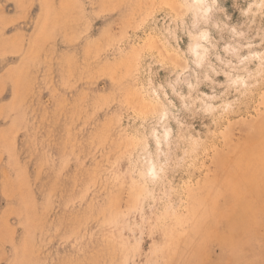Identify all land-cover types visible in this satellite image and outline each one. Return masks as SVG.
<instances>
[{
  "label": "rangeland",
  "instance_id": "obj_1",
  "mask_svg": "<svg viewBox=\"0 0 264 264\" xmlns=\"http://www.w3.org/2000/svg\"><path fill=\"white\" fill-rule=\"evenodd\" d=\"M166 2L0 0V264H249L263 248L264 222L252 247L246 222L232 224L263 199L261 176L229 160L264 116V65H240L218 46L225 63L188 73L200 82L193 106L173 97L160 119L138 69L174 79L173 55L145 23ZM222 6L241 22L232 0ZM245 40L264 52V34ZM236 76L248 87L232 86ZM213 94L205 104L217 111L205 114L199 100Z\"/></svg>",
  "mask_w": 264,
  "mask_h": 264
},
{
  "label": "clouds",
  "instance_id": "obj_2",
  "mask_svg": "<svg viewBox=\"0 0 264 264\" xmlns=\"http://www.w3.org/2000/svg\"><path fill=\"white\" fill-rule=\"evenodd\" d=\"M232 7L242 18L239 24L229 23L231 16L222 6V0H167L163 5L167 11L159 20L157 13L153 12L145 21L146 24L155 22L161 46L173 55L174 79L170 82H155L151 75L152 65L138 69V73L142 71L145 77L142 91L145 96H151L155 105L161 108L160 119L166 118L167 108L174 104L173 97L179 99L181 106L186 110L193 106L185 102L191 99L200 82H191L188 73L192 72L193 67L197 70L205 66L211 69V58L225 63L219 54L218 46L219 49L222 48L225 56L234 58L240 65L249 60L264 65V52L251 51L252 42L245 40L246 36L253 33L257 39L264 34V0H232ZM250 29L252 33L249 32ZM225 36L231 38V44L224 43ZM181 37L187 38L183 49L178 48ZM258 47L264 48V40L260 41ZM173 48H177L174 54L171 52ZM231 64L232 59H229L227 65ZM208 80L209 76L205 74L203 81ZM230 83L239 89L248 87V81L243 76H236ZM184 89H187V92ZM218 99L219 96L215 94L205 96L199 100L203 105L199 110L205 114L215 113L217 107L213 103L205 104V100L214 102ZM231 107V103L222 105L225 112ZM152 135L155 136V132ZM167 136L168 133L165 132L164 138L167 139ZM145 174L157 179L156 170L151 164L147 165Z\"/></svg>",
  "mask_w": 264,
  "mask_h": 264
},
{
  "label": "bare ground",
  "instance_id": "obj_3",
  "mask_svg": "<svg viewBox=\"0 0 264 264\" xmlns=\"http://www.w3.org/2000/svg\"><path fill=\"white\" fill-rule=\"evenodd\" d=\"M242 148H243L242 152H240V153L238 152L241 155H237L234 158H232L233 155H227V156L232 158L229 161L233 165H235V169L247 168L249 170V172L252 170V172H254V173L255 172L259 173L258 175L261 176L260 180H261V183L263 184L261 186L264 190V116L262 117V119H260L259 121H257L255 123V127L253 128L252 133H249L247 135L246 139L244 140L243 147H241L239 150H241ZM221 156H223V154H221ZM224 159H225V157H222V158L218 157V161H221V162L224 161L225 162ZM223 165L225 166V163ZM224 166H222V169L225 168ZM245 175H248L249 177L252 176L251 173H249V174L245 173ZM255 178H256V175H255ZM257 180L258 179L252 181V186H251V191H250L251 193H253L252 196L250 194L252 201L255 198L254 193H255V190L257 189V183H258ZM258 190H259L258 192H260V189H258ZM258 192H257V194H258ZM260 193H262V192H260ZM263 194H264V191H263ZM261 196H262V194L260 195V197ZM260 197L258 196L256 198V200L257 199L259 200ZM260 201L263 203L261 204ZM260 201L259 202L257 201L258 206L256 205V203L254 205H248V208L246 209V211L243 214H240L238 216L239 220L232 222V224L235 227H238V226H240V224H244L243 222H246V225L244 227H242L246 231V236L244 237V242L246 243V245H249L251 247L254 245L253 240L256 238V227L258 226V228H259V225H263L262 223L264 222V219H262V216L264 217V197L262 200L260 199ZM243 203H245V202H243ZM248 203H250V202H248ZM255 206H257V209L254 208ZM244 208H246V207H244ZM206 214H207V212H206ZM259 219H261V220H259ZM258 220H259V222H258ZM228 231H229V233L227 235V238H230L232 240V242L228 244V246L232 249V256L237 257L239 255L240 256L239 261H242L243 260L242 256L239 254L240 253L239 244L236 241H234L235 230L230 228V229H228ZM262 237H264V236L262 235ZM261 241H262V239H261ZM262 242L264 243V239ZM263 248H264V246H263ZM263 248L258 249L259 252L256 255L252 256V261H250L251 258H249V259L246 258V260H248L249 264H258L259 261H261L264 258V249Z\"/></svg>",
  "mask_w": 264,
  "mask_h": 264
}]
</instances>
